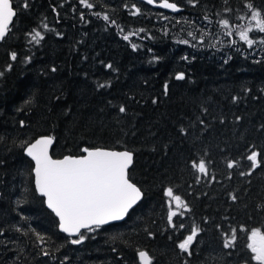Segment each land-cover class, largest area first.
Returning a JSON list of instances; mask_svg holds the SVG:
<instances>
[{
  "label": "trees",
  "instance_id": "1",
  "mask_svg": "<svg viewBox=\"0 0 264 264\" xmlns=\"http://www.w3.org/2000/svg\"><path fill=\"white\" fill-rule=\"evenodd\" d=\"M172 1L182 10L142 0H88L92 8L12 0L17 14L0 42V264H140L142 249L153 264H255L241 228H264V159L255 168L247 159L264 156V44L235 41L220 22L234 28L248 4L264 11V0ZM42 134L54 137V156L133 151L129 176L143 198L125 219L84 229L72 244L79 236L60 230L21 147ZM201 160L207 175L192 167ZM169 187L188 206L176 227ZM194 227L189 255L178 244Z\"/></svg>",
  "mask_w": 264,
  "mask_h": 264
},
{
  "label": "snow or ice",
  "instance_id": "2",
  "mask_svg": "<svg viewBox=\"0 0 264 264\" xmlns=\"http://www.w3.org/2000/svg\"><path fill=\"white\" fill-rule=\"evenodd\" d=\"M147 2L152 4L154 0H147ZM80 3L87 8L93 7L88 0H80ZM24 7H28L27 3L24 4ZM160 7L171 9L174 12L179 11L177 4L169 2V0H162ZM247 7L250 10V20L248 25L239 31V38L251 47L255 40L250 37V33L254 30L264 33V11L255 10L252 4H248ZM136 12L138 13L139 9ZM16 14L12 0H0V40H3L9 32ZM103 19L107 21L109 17L105 15ZM220 23L225 29L229 28L228 20H222ZM227 34L231 35L232 33L229 31ZM189 35L191 36L192 33L190 32ZM31 39L39 43L43 36L39 31L34 30ZM124 39L127 40L129 37L126 35ZM182 42L188 43L186 40ZM260 43L264 44V40H261ZM135 47L136 45H133V48ZM11 58L15 60L16 54L13 53ZM108 67L111 68V65ZM184 78V73L176 75L177 80ZM104 86L100 85V87ZM165 91H167V85H165ZM119 111L123 113L126 109L122 106ZM53 142L54 137L44 135L34 142H23L21 147L26 155L35 162L34 169H32L35 174V191L45 198L48 209L58 217L60 230L69 236H79V239L71 241L72 244H79L84 240L85 237L81 233V229L94 231L112 221L123 220L129 210L141 200L143 193L129 176V168L133 164L132 151L84 147L81 149L84 155H66L62 159H53L49 154ZM258 157L264 159V156L256 151L247 156V159L252 162L253 168L261 162ZM192 167L199 173L207 175V167L203 160L198 163L193 162ZM228 167L232 168L233 164L229 163ZM164 195L169 198L168 222L176 227L173 218L182 214L178 211L179 209L188 210V206L180 195L174 194L171 187L165 190ZM232 199L235 200L236 197L232 196ZM173 203L176 210L172 208ZM179 227L183 228L184 225L180 224ZM241 230L248 233L246 247L251 253L250 259L255 264H264V228H241ZM236 231L233 228L230 236H226L223 243L224 248L235 246ZM198 232V228H192L191 234L178 244V248L190 255L191 246ZM2 234L0 233V235ZM37 238L43 242L42 236L38 235ZM43 254L49 255L47 251H44ZM138 256L140 264H153L149 253L139 251Z\"/></svg>",
  "mask_w": 264,
  "mask_h": 264
},
{
  "label": "water",
  "instance_id": "3",
  "mask_svg": "<svg viewBox=\"0 0 264 264\" xmlns=\"http://www.w3.org/2000/svg\"><path fill=\"white\" fill-rule=\"evenodd\" d=\"M142 1H145V2H147V0H142ZM169 2H174V1H172V0H169ZM148 3V2H147ZM162 3V0H154V3H152V5L153 6H156V7H160V4ZM174 3H176V2H174ZM13 4V3H12ZM177 4V3H176ZM177 6H178V8H179V11H181L182 10V6L181 5H179V4H177ZM14 8V7H13ZM160 8H162V7H160ZM164 9H166V8H164ZM166 10H168V11H171V12H174V11H172L171 9H166ZM14 11H15V9H14ZM179 11H175V12H179ZM13 20H14V18H13ZM11 26V25H10ZM0 42H1V40H0ZM44 135H48V136H52V135H50V134H42V135H39V136H37L33 141H31V142H34L36 139H38L40 136H44ZM53 137V136H52ZM54 142H55V139H54ZM54 142H53V144H52V146L50 147V149H49V154L52 156V158L53 159H62L64 156H66V155H73V156H79V155H84V153H81V154H65V155H63V156H54L53 154H52V147H53V145H54ZM97 147H101V146H97ZM103 148H105V149H107V150H112V151H125V150H128V151H131V150H129V149H127V148H109V147H103ZM133 152V151H132ZM26 153V152H25ZM133 162H134V152H133ZM34 166H35V162H34ZM132 166V165H131ZM130 166V167H131ZM130 169V168H129ZM34 178H35V174H34ZM131 179V178H130ZM132 180V179H131ZM132 182L133 183H135L133 180H132ZM136 184V183H135ZM140 189H141V187L138 185V184H136ZM141 191H142V193H143V195H144V192H143V190L141 189ZM143 195H142V198H143ZM141 198V199H142ZM140 201H138L137 202V204L139 203ZM136 204V205H137ZM47 205V204H46ZM136 205H134L133 207H135ZM132 207V208H133ZM131 208V209H132ZM130 209V210H131ZM129 210V211H130ZM129 213V212H128ZM128 215V214H127ZM127 215L124 217V219L127 217ZM112 222H115V221H112ZM111 223V222H110ZM82 230H84V229H81V231ZM141 251H145V252H147L148 253V251L146 250V249H142ZM150 255V254H149ZM151 257V256H150Z\"/></svg>",
  "mask_w": 264,
  "mask_h": 264
},
{
  "label": "rangeland",
  "instance_id": "4",
  "mask_svg": "<svg viewBox=\"0 0 264 264\" xmlns=\"http://www.w3.org/2000/svg\"><path fill=\"white\" fill-rule=\"evenodd\" d=\"M249 20H250V10L248 11V13L246 14V16H244V19L242 20V22L239 24V25H237V26H235L234 28H232V27H229L228 29H230L232 32H233V34H234V36H235V41L236 40H240V38H239V31L240 30H242V29H244L247 25H248V23H249ZM255 31V30H254ZM253 31V32H254ZM252 32V33H253ZM252 33H250V37L251 38H253L254 40H255V43L254 44H262V43H260V40H259V36L258 35H254V34H252ZM252 49V48H251ZM252 50H257V49H252ZM182 198V197H181ZM182 200H183V198H182ZM184 201V200H183ZM173 210H176V208H175V204L173 203ZM180 210V209H179Z\"/></svg>",
  "mask_w": 264,
  "mask_h": 264
}]
</instances>
